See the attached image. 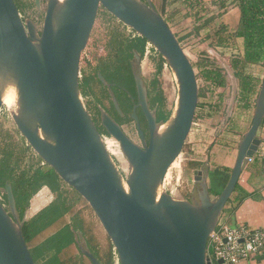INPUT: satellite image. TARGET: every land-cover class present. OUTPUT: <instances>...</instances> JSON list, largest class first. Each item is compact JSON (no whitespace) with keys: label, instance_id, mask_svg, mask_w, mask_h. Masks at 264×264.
<instances>
[{"label":"water","instance_id":"water-1","mask_svg":"<svg viewBox=\"0 0 264 264\" xmlns=\"http://www.w3.org/2000/svg\"><path fill=\"white\" fill-rule=\"evenodd\" d=\"M43 1L41 9V0H34L42 13L39 28L32 18L22 16L15 0H0V112L4 94L12 91L17 109L11 118L20 135L42 163L86 202L118 264H212L206 251L208 237L221 220L247 158L262 141L258 130L264 120V73L250 125L241 136L225 186L211 196L207 171L198 168L192 171L191 193L176 198L164 185L192 130L200 86L171 27L151 0H65L62 5L57 0ZM100 9L144 37L177 84L176 104L168 119L157 123L138 69L140 57L134 53L131 68L136 101L130 116L142 146L99 109L100 126L118 142L127 161L126 175L106 148L79 89L80 58ZM109 93L122 115L113 92ZM137 108L146 120L148 140L140 128ZM0 193L6 195V204L0 201V264H35L22 232L26 217H18L10 184L0 188ZM34 203L30 202V208ZM31 211L28 217L35 209ZM76 235L79 251L92 264H100L80 232Z\"/></svg>","mask_w":264,"mask_h":264},{"label":"trees","instance_id":"trees-1","mask_svg":"<svg viewBox=\"0 0 264 264\" xmlns=\"http://www.w3.org/2000/svg\"><path fill=\"white\" fill-rule=\"evenodd\" d=\"M226 1L216 0L213 3H217L220 7H225ZM232 1L236 3L239 9V24L230 37L243 38V54L241 57L232 58L230 66L233 69L234 77L238 80V101L245 105L250 94L254 91L257 80L243 67L247 63H256L258 61H262L264 65V0ZM151 2L161 17L171 27L165 15L166 0H162L161 6H158L155 1ZM15 3L22 14L33 19L29 13L32 6H34L33 0H15ZM187 4L188 8H190L188 14L193 16L196 22L200 21L201 9H198L201 6V1L188 0ZM193 7L196 9L194 12L191 11ZM206 22H208V19L205 20ZM119 26H121L120 23H117V25L113 24L111 33L106 37L104 45L105 56L98 58L94 67H91L90 72L79 79L81 96H93L95 100V115L92 114L93 116L91 117L99 132L103 135L107 134L99 123L100 108L110 114L120 125L124 121H133L130 114L132 105L136 101V90L131 61L135 52L142 59L147 45V40L144 37L137 35L132 30L131 35H126ZM200 28L201 23H198L193 28L194 32L199 31ZM174 34L179 43L182 44L183 36H178L175 31ZM150 49L153 52L152 58L157 75L161 72L165 62L153 47ZM195 63L199 66L197 76L204 82L200 86V95H203L206 91H211L212 93L213 88L225 86V73L222 68H218L214 64L207 68L205 67L206 63H201L199 60ZM192 65L195 66L194 62H192ZM98 74L102 76L108 86L100 81ZM151 84L149 88L146 86L148 106L155 114L156 122L163 123L168 119L171 108L167 107V100L158 85L156 77L153 78ZM95 86L98 88V93L93 90ZM110 90L114 94L122 115L118 113L113 105L109 93ZM216 97L217 101L215 104H218L221 102L220 94H217ZM104 101L107 104H104ZM96 104H99L100 108H97ZM86 109L90 112L88 107ZM136 113L140 121V128L144 136H147V123L140 108H137ZM28 150L29 147L23 145L22 148H19L17 156H14L12 149L2 150L3 155L0 158V188L6 183L10 184L19 219L25 216V212L30 205V199L38 191L46 187L52 194V200L32 216L26 217L22 224L23 236L34 263L86 264L84 262L86 261L88 264H92L88 257L82 254L77 247L75 236H77L76 232H80L87 247L100 264H114V254L110 241L108 240V243L103 245L94 230L93 223L91 221L86 222L85 217L81 215V209L75 208L81 197L73 189L68 191L52 168L42 164L39 157L36 156L33 159V157L28 156ZM24 161L25 164L21 167V162ZM187 165L189 169L198 168L200 167V162L187 161ZM185 197L187 198L188 196L185 195ZM0 201L4 205L6 204V195L4 193H0ZM73 247L76 249V254L71 251ZM69 250L73 254L66 255ZM211 261L212 264H219L217 263L218 260L212 259Z\"/></svg>","mask_w":264,"mask_h":264},{"label":"crops","instance_id":"crops-1","mask_svg":"<svg viewBox=\"0 0 264 264\" xmlns=\"http://www.w3.org/2000/svg\"><path fill=\"white\" fill-rule=\"evenodd\" d=\"M199 1H201V6L198 10L201 9V18L198 22L188 14L190 10L188 0H166L165 15L173 32H177L178 36H183L181 46L191 62L199 60L201 63H206L207 68H210L212 64L222 69L227 66V69H223L225 86L213 88L212 93L206 91L199 96L194 124L185 143V160L200 162L198 168L207 171V185L210 195L214 196L225 186L234 164L241 136L250 125L255 98L264 73V65L262 61H258L247 63L243 67L257 81L246 106L242 105L238 101V80L236 79V84L232 85L231 81L227 82L228 76L226 77L229 73L231 77H234L230 60L234 57H241L243 54V38L230 37L239 24V9L231 0L225 2V7L213 3L216 0ZM161 2L162 0H155L158 6H161ZM195 10L194 7L191 9L192 12ZM207 19L208 22L205 23ZM198 23H201V28L194 32L193 28ZM195 47L199 48L198 52H194ZM189 53L195 60L189 56ZM217 94H220L221 102L215 104ZM258 136L262 141L255 154L252 155V161H247L241 171L235 189L224 208L222 218L231 225L264 232V168L262 164L264 120L258 130ZM198 168L190 169V187H193L192 171ZM41 191V200L36 198L32 206L35 209L34 213L52 200L49 189L44 187ZM190 193L191 191H186L183 198ZM47 195H49L48 201L40 205ZM237 264H264V243L255 254L240 260Z\"/></svg>","mask_w":264,"mask_h":264},{"label":"rangeland","instance_id":"rangeland-1","mask_svg":"<svg viewBox=\"0 0 264 264\" xmlns=\"http://www.w3.org/2000/svg\"><path fill=\"white\" fill-rule=\"evenodd\" d=\"M151 1L154 2L155 0H151ZM44 5L45 4L40 5L41 9L44 8ZM29 13L33 17V20L38 23L37 27H40L42 23L41 11L36 9L34 6H32ZM117 23H120V22L117 21V19L111 16L108 12H106L104 9L100 10L95 20L92 32L90 34L88 43L86 45V48L80 58L79 79H81L84 75L90 72L91 67H94L98 58L105 56L106 51L104 49V45H105V40L107 39L106 37L111 33L113 24L117 25ZM120 25L121 26L119 27L122 30V32H124V34L131 35L132 29L126 27L122 23H120ZM195 48H196V51L194 50V52H198L199 50L197 51V49L199 48L197 47ZM152 55H153V52L149 48L144 53L142 59H140L138 63V69H139L140 75L145 85L148 86V88L151 87L152 85L151 82L153 78L156 77L158 85L160 89L162 90L164 97L167 100V107L172 109L176 102V98H177V84L175 82V77L166 64H163L161 72L156 75V70H155ZM189 56L195 60L192 54L189 53ZM194 64L195 66L193 67L197 74L199 72V66L195 63V61H194ZM223 69H227V66L226 67L224 66ZM227 76H228L227 82L231 81L232 85H235L236 78L231 77V73L226 74V77ZM198 82H199L198 84L199 86L203 84L200 78H198ZM93 90L96 91V93H98L97 86L93 87ZM233 95H234V91H233ZM81 99L84 105L88 107V109L90 110L89 112L90 115L91 116L95 115V108H94L95 100L93 99V96H81ZM104 104H107V102L104 101ZM96 105H97V108L98 107L100 108L99 104H96ZM121 127L123 131L134 142H136L137 144L140 143L138 132H137L135 123L133 121L131 120L124 121L121 124ZM103 136L110 138L107 141L108 147L110 148L111 152L114 153L112 154V156L116 164L118 165L122 173L126 175L129 170L128 164H127L125 157L121 153L118 142L108 135L107 136L103 135ZM23 145H27V144L24 138L20 135L19 131L17 130L11 118L10 112L7 110L6 106L3 104L1 112H0V158L3 155V151H2L3 149H12L14 156H17L19 148L20 147L22 148ZM27 153H28V156L33 157V159H35V157L37 156L31 148H29ZM184 155H185V145L182 149V152L179 158L177 159V161L174 162L175 164L171 170L170 176L168 175L169 177H171L168 187L173 190L174 197L176 198H183V195L186 191H192V187H190V180H189L190 169L188 168L187 161L185 160ZM24 164H25V161L21 162V167L24 166ZM64 185L68 189V191L72 190L66 184ZM39 193H42V191L40 192L38 191L35 195H38ZM35 195L30 199V202H32L33 200L35 201L34 199ZM49 195H47L42 200L40 205H44L48 201ZM75 208L81 209V215L85 217L84 219L86 220V222L91 221L93 223L95 227L94 230L97 233V236L100 242L103 245H106L108 243V238L106 237V234L103 228L101 227L99 221L97 220L96 216L94 215L92 210L89 208V206L86 204V202L81 198L80 201L76 204ZM30 212L32 211L29 205V207L27 208L25 212V217H28ZM71 251L76 254V249L74 247L71 248ZM71 251L69 250V253L67 254L65 253V254L66 255L73 254ZM65 254L64 256H66ZM84 262L88 264L86 261Z\"/></svg>","mask_w":264,"mask_h":264},{"label":"built area","instance_id":"built-area-1","mask_svg":"<svg viewBox=\"0 0 264 264\" xmlns=\"http://www.w3.org/2000/svg\"><path fill=\"white\" fill-rule=\"evenodd\" d=\"M22 16L24 18L29 17L24 14H22ZM151 47L152 46L147 42L145 52ZM102 139L108 151L111 154H114L108 147L107 141L110 138L103 136ZM252 159V156H250L247 158V161L251 162ZM262 164L264 168V159ZM170 178L171 177H169V179L166 181L164 188L167 192L174 196L173 190L168 187ZM38 196L42 198L41 193H39ZM263 243V231L257 229L249 230L248 228L242 226L231 225L228 222H225L224 219L221 217V220L217 224L216 228L213 232L210 233L208 237L206 251L211 260L214 259L217 261L221 259L222 263L220 264H237L240 260L255 254L258 249L263 245ZM114 264H118L117 257L115 254Z\"/></svg>","mask_w":264,"mask_h":264},{"label":"bare ground","instance_id":"bare-ground-1","mask_svg":"<svg viewBox=\"0 0 264 264\" xmlns=\"http://www.w3.org/2000/svg\"><path fill=\"white\" fill-rule=\"evenodd\" d=\"M65 0H57L58 4L62 5ZM177 100V98H176ZM3 104L6 106L7 110L11 113H16L17 104L16 98L12 91L7 90L3 97ZM176 104V102H175ZM40 198V196H37ZM36 200V198H34ZM38 199V198H37ZM41 200V198L39 199ZM38 206V205H37Z\"/></svg>","mask_w":264,"mask_h":264},{"label":"flooded vegetation","instance_id":"flooded-vegetation-1","mask_svg":"<svg viewBox=\"0 0 264 264\" xmlns=\"http://www.w3.org/2000/svg\"><path fill=\"white\" fill-rule=\"evenodd\" d=\"M33 2H34V0H33ZM41 4H44V1L43 0H41V3H40V5ZM35 6V5H34ZM36 8V7H35ZM36 23V25L38 24L37 22H35ZM40 28V27H39ZM139 140H140V143L138 144V145H140V146H142V141H141V139H140V137H139ZM145 140H148V135L146 136L145 135ZM136 143V142H135Z\"/></svg>","mask_w":264,"mask_h":264}]
</instances>
